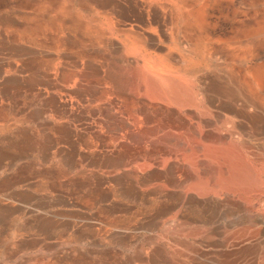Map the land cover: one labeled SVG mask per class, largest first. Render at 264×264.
Masks as SVG:
<instances>
[{"label": "crops", "instance_id": "crops-1", "mask_svg": "<svg viewBox=\"0 0 264 264\" xmlns=\"http://www.w3.org/2000/svg\"><path fill=\"white\" fill-rule=\"evenodd\" d=\"M234 11L0 0V264H244L236 192L204 162L264 109L222 86L264 49Z\"/></svg>", "mask_w": 264, "mask_h": 264}, {"label": "rangeland", "instance_id": "rangeland-1", "mask_svg": "<svg viewBox=\"0 0 264 264\" xmlns=\"http://www.w3.org/2000/svg\"><path fill=\"white\" fill-rule=\"evenodd\" d=\"M196 1L219 4L222 13L226 14L235 5L238 26L243 22L242 32L249 33L254 47H264V0ZM216 30L226 38L229 36L227 23H222ZM239 34L241 33L238 32ZM248 63L253 66L250 78L243 74L226 75L222 86L228 89L229 82L236 80L244 84L245 79L246 89L252 93V104H259L264 108V49L254 52ZM251 123L252 141L220 146L222 152L216 157V162L221 163L220 170L210 167L208 160L204 162L206 173L219 177L227 186L230 185L228 189L236 192L238 203L234 236L237 241H246V256L242 261L244 264H264V109L262 114L255 112L251 115ZM210 152L212 154L211 150ZM225 162H230V172L225 170L227 165L222 166Z\"/></svg>", "mask_w": 264, "mask_h": 264}]
</instances>
